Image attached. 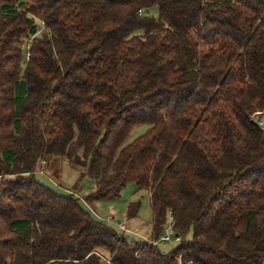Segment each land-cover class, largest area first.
Segmentation results:
<instances>
[{"label":"trees","instance_id":"trees-1","mask_svg":"<svg viewBox=\"0 0 264 264\" xmlns=\"http://www.w3.org/2000/svg\"><path fill=\"white\" fill-rule=\"evenodd\" d=\"M260 111L264 0H0V264H264ZM52 159L85 200L148 192L149 240L39 182Z\"/></svg>","mask_w":264,"mask_h":264},{"label":"rangeland","instance_id":"rangeland-1","mask_svg":"<svg viewBox=\"0 0 264 264\" xmlns=\"http://www.w3.org/2000/svg\"><path fill=\"white\" fill-rule=\"evenodd\" d=\"M27 0H17V2H26ZM150 17L157 18V8H151L148 12ZM257 113V112H255ZM254 113V114H255ZM264 111H260L261 115ZM255 115L252 116L254 119ZM259 122V119H258ZM147 125H138L132 129L126 140L129 144L134 139L148 130ZM41 173H36V179L49 189L62 194H73L79 199V203L92 218L107 224L116 232L121 233L120 227L135 235L129 236L130 239L139 241H148L152 232V213L149 205L148 192L137 191L135 185L128 184L122 191L120 198L112 201H94L85 200L87 194L94 188L91 178L83 175V170L73 168L66 160L52 159L48 160L42 167ZM83 175V176H82ZM139 204V210L134 218H128L127 209L129 204ZM113 218V220H112ZM124 234V233H123ZM127 233H125L126 235ZM137 235V236H136ZM128 236V234L126 235ZM191 238V234L185 236L186 240ZM177 246L176 243L159 245L161 252H169Z\"/></svg>","mask_w":264,"mask_h":264},{"label":"built area","instance_id":"built-area-1","mask_svg":"<svg viewBox=\"0 0 264 264\" xmlns=\"http://www.w3.org/2000/svg\"><path fill=\"white\" fill-rule=\"evenodd\" d=\"M258 114H260V112H257V113H255V114H253V115H255L253 118L254 119H252V120H256V121H258V119L264 114H261V115H258ZM260 124V123H259ZM262 128H264V124H262L261 125V130H262ZM113 220V219H112ZM163 229H164V231H165V233L166 234H164L162 237H161V242H163V243H166V242H169L170 240H169V235H168V232L172 229V227H173V222H172V219H171V217L169 216L168 217V222H167V224H161L160 225ZM180 238H178V237H176L175 238V241H178Z\"/></svg>","mask_w":264,"mask_h":264},{"label":"water","instance_id":"water-1","mask_svg":"<svg viewBox=\"0 0 264 264\" xmlns=\"http://www.w3.org/2000/svg\"><path fill=\"white\" fill-rule=\"evenodd\" d=\"M251 123H252L253 126H255V127L259 128V129L261 128V125L259 124L258 121L251 119ZM262 131L264 133V128H262Z\"/></svg>","mask_w":264,"mask_h":264},{"label":"bare ground","instance_id":"bare-ground-1","mask_svg":"<svg viewBox=\"0 0 264 264\" xmlns=\"http://www.w3.org/2000/svg\"><path fill=\"white\" fill-rule=\"evenodd\" d=\"M260 125L264 124V114L259 118Z\"/></svg>","mask_w":264,"mask_h":264}]
</instances>
